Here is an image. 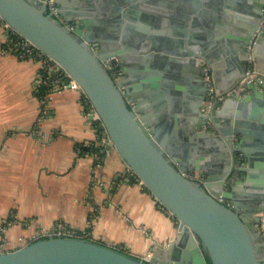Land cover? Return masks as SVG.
I'll return each instance as SVG.
<instances>
[{"label":"water","instance_id":"1","mask_svg":"<svg viewBox=\"0 0 264 264\" xmlns=\"http://www.w3.org/2000/svg\"><path fill=\"white\" fill-rule=\"evenodd\" d=\"M146 1L110 0L108 7L98 9L100 0H55L59 19L48 11L47 0H0V19L78 81L100 116L110 146L178 219L181 237L165 250L172 253L169 264H264V233L258 227L264 213V82H250L245 96L215 101L209 111L203 110L211 89L204 78V63L212 67L225 56L233 70L239 69L234 73L237 79L247 74L252 63L258 68L264 54V0H246L244 20L235 34L227 35L228 45L222 29L228 31L225 20L229 18L224 17L219 20L217 40L208 44L192 36H166L158 44L147 39L130 43L128 27L141 15ZM195 1L196 7H202V0ZM100 12L102 16L95 17ZM66 23H74V29ZM153 50L158 51L160 67L168 61L184 62L192 82L194 98L184 114H173L163 124L166 130L153 125L136 104L129 75L132 62L154 56ZM109 58L112 64L124 62L118 81L105 65ZM159 76V70L152 76L135 75L142 86H157L154 81ZM214 86L217 93L222 92L215 80ZM177 123L188 143L212 144L213 157L187 149L180 153L181 145L167 134ZM238 152L247 165L236 164ZM186 172L206 174L205 182L189 178ZM235 172L240 177L227 189ZM0 264L154 263L94 239L49 236L0 251Z\"/></svg>","mask_w":264,"mask_h":264},{"label":"crops","instance_id":"2","mask_svg":"<svg viewBox=\"0 0 264 264\" xmlns=\"http://www.w3.org/2000/svg\"><path fill=\"white\" fill-rule=\"evenodd\" d=\"M202 1L200 8L195 0L146 1L144 13L128 27V41L139 43L147 39L158 44L166 36L174 39L192 36L208 44L217 40L219 20L224 17L229 18L225 20L228 31L222 29L224 43L228 45L227 35L235 34L244 20L246 0H231L228 5L226 0L220 4L215 0L213 4L211 0ZM109 3L110 0H100L98 9L100 5L108 7ZM185 14L191 18H184ZM98 15L102 13L95 17ZM4 39L0 26V244L3 249L18 247L39 228L64 221L89 229L94 240L123 246L131 254L154 264H169L172 253L165 250L181 237L178 219L131 175L100 124L86 114L82 92L68 89L40 95L38 60L6 51ZM153 51L154 56L132 62L129 75L136 104L140 103L143 114L150 116L153 125L164 130L163 124L173 114H184L185 106L194 98L192 82L184 62L168 61L160 67L158 51ZM119 64L124 66L122 61ZM257 65L264 72V54ZM157 70L160 71L154 81L157 86H142L135 77L138 72L152 76ZM235 70L239 69L233 70L225 56L213 62L212 75L219 90L236 84L239 78ZM177 122L181 124V116ZM178 123L167 134L181 145L179 152L184 154L187 149L211 159L214 146L208 143L200 146L196 140L188 143ZM258 227L264 231V213Z\"/></svg>","mask_w":264,"mask_h":264},{"label":"built area","instance_id":"3","mask_svg":"<svg viewBox=\"0 0 264 264\" xmlns=\"http://www.w3.org/2000/svg\"><path fill=\"white\" fill-rule=\"evenodd\" d=\"M48 11L51 12L56 18L61 19V16L58 11V5L55 0H47ZM71 29H74V23H66ZM0 26L2 27L5 34V49L11 53H14L20 57H33L36 58L40 64L39 77L37 79L40 90L43 89L44 94H48L52 91H63L68 89L80 90L84 96L85 105L87 106L88 115L92 116L95 121L100 124L103 132H106V129L98 115L97 111L91 104L90 100L84 93L78 81L68 73L57 61L48 56L44 51H42L36 44H34L30 39L22 35L15 28H13L10 23L4 19H0ZM106 67L110 70L111 74L118 81L123 77V70L118 64H112L110 58L105 62ZM204 69V78L208 80V85L210 86V91L208 92L207 99L205 101V106L203 110L209 111L212 104L215 101L222 102L228 97L234 95H240L241 97L246 95V85L250 82H264V72L259 71L252 63V66L249 68L247 74L240 78L236 84L231 86L228 89L223 90L221 93H217L214 86V79L212 75V67L208 63L203 64ZM108 135V134H107ZM237 165H245V158L241 152L236 154ZM131 170V169H130ZM131 175L135 176L142 185H145L143 181L131 170ZM186 175L196 181L205 182V175L200 172H186ZM238 176V172L234 173L233 177L226 183V188L230 187V184L233 183ZM229 204L230 202L227 201ZM27 223V222H26ZM264 233V231H263ZM49 236H65V237H77V238H88L93 239L91 231L89 229H81L74 225H71L64 221H58L54 223L53 226L49 228L41 227L31 234L28 238L22 240L21 244L26 242L34 241L40 238H46ZM112 246L119 248L123 251H126V248L123 246ZM4 251L3 247H0V251Z\"/></svg>","mask_w":264,"mask_h":264},{"label":"trees","instance_id":"4","mask_svg":"<svg viewBox=\"0 0 264 264\" xmlns=\"http://www.w3.org/2000/svg\"><path fill=\"white\" fill-rule=\"evenodd\" d=\"M41 93H43V89L40 90V95H41Z\"/></svg>","mask_w":264,"mask_h":264},{"label":"rangeland","instance_id":"5","mask_svg":"<svg viewBox=\"0 0 264 264\" xmlns=\"http://www.w3.org/2000/svg\"><path fill=\"white\" fill-rule=\"evenodd\" d=\"M0 247H2V245L0 244Z\"/></svg>","mask_w":264,"mask_h":264},{"label":"flooded vegetation","instance_id":"6","mask_svg":"<svg viewBox=\"0 0 264 264\" xmlns=\"http://www.w3.org/2000/svg\"><path fill=\"white\" fill-rule=\"evenodd\" d=\"M120 65V64H119Z\"/></svg>","mask_w":264,"mask_h":264}]
</instances>
